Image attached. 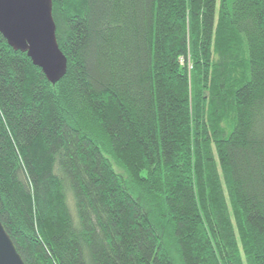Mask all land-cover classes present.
I'll return each instance as SVG.
<instances>
[{"label": "trees", "instance_id": "1", "mask_svg": "<svg viewBox=\"0 0 264 264\" xmlns=\"http://www.w3.org/2000/svg\"><path fill=\"white\" fill-rule=\"evenodd\" d=\"M52 83L0 34V221L24 264H264V0H52Z\"/></svg>", "mask_w": 264, "mask_h": 264}, {"label": "water", "instance_id": "2", "mask_svg": "<svg viewBox=\"0 0 264 264\" xmlns=\"http://www.w3.org/2000/svg\"><path fill=\"white\" fill-rule=\"evenodd\" d=\"M55 31L52 0H0V34L14 51L26 53L52 83L66 68ZM0 264H24L1 221Z\"/></svg>", "mask_w": 264, "mask_h": 264}, {"label": "rangeland", "instance_id": "3", "mask_svg": "<svg viewBox=\"0 0 264 264\" xmlns=\"http://www.w3.org/2000/svg\"><path fill=\"white\" fill-rule=\"evenodd\" d=\"M173 259H174V264H180L176 258V255L173 256Z\"/></svg>", "mask_w": 264, "mask_h": 264}]
</instances>
